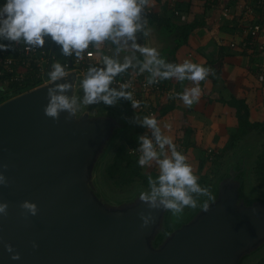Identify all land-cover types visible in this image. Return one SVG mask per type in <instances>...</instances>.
I'll return each instance as SVG.
<instances>
[{
    "label": "water",
    "instance_id": "obj_1",
    "mask_svg": "<svg viewBox=\"0 0 264 264\" xmlns=\"http://www.w3.org/2000/svg\"><path fill=\"white\" fill-rule=\"evenodd\" d=\"M147 29L146 48L162 57L167 42L150 22ZM65 81L78 104L71 120L66 112L58 121L45 115L51 81L0 105V172L10 181L0 185V203L9 205L8 216L0 215V264H249L264 254V194L250 183L258 141L238 144L212 176L215 201L198 199L208 200L207 212L151 210L139 200L149 190L138 184L113 199L103 170L140 125L117 104H80L77 72L56 83ZM25 200L37 205V215L25 218L19 207ZM142 211L155 217L146 228Z\"/></svg>",
    "mask_w": 264,
    "mask_h": 264
},
{
    "label": "clouds",
    "instance_id": "obj_2",
    "mask_svg": "<svg viewBox=\"0 0 264 264\" xmlns=\"http://www.w3.org/2000/svg\"><path fill=\"white\" fill-rule=\"evenodd\" d=\"M148 3L149 0H5L0 5V41L9 43H0V51H8L13 45L21 44L28 49L43 48L46 38H50L63 56L75 54L78 59H83V53L90 45L99 48L107 40L125 45L132 41L135 51L143 56L140 68L141 72L149 73L146 78L149 85L169 79L192 82L193 87L176 94L187 107H191L199 102L203 94L200 82L205 81L213 70L189 60L179 64L167 62L156 49L136 43L137 33L147 36L150 31L144 13ZM103 63L104 68H90L82 80L83 99L80 103L85 106L103 103L111 107L123 99L131 102L134 109L138 107L139 102L133 99L131 92L110 87L117 75L132 66L131 60L126 57L125 62L120 63L104 57ZM66 75L65 66L59 62H54L48 73L51 86L47 88L48 103L44 113L54 121L59 120L62 112L67 113L65 120H71L78 111L77 100L67 95L71 90L70 83H56ZM132 122L139 123L151 133L150 136L140 135L137 138V151L140 153L138 164L141 167L150 166L155 161L159 167V175L155 179L148 176L150 190L141 192L139 200L151 210L163 209L173 216H179L185 208L195 209L198 206L207 212L210 206L208 200L215 201V197L209 189L200 185L187 157L163 134L158 120L153 116H144L142 119L134 117ZM166 146L170 155L161 158ZM3 167L7 170L8 165ZM9 184V179L0 172V185L7 187ZM193 194L206 196L208 200L200 205ZM19 207L24 210L22 214L25 218L28 214L35 216L38 213L37 205L27 200ZM8 208L7 202L0 203V215L7 217ZM139 216L141 228L148 227L155 220L152 211L147 214L142 211ZM32 246L37 247L35 242ZM5 250L12 260L20 259V254L11 244H5Z\"/></svg>",
    "mask_w": 264,
    "mask_h": 264
},
{
    "label": "crops",
    "instance_id": "obj_3",
    "mask_svg": "<svg viewBox=\"0 0 264 264\" xmlns=\"http://www.w3.org/2000/svg\"><path fill=\"white\" fill-rule=\"evenodd\" d=\"M218 1L179 0L177 8H182H180L182 17L173 16L172 10L164 0L150 1L154 5L156 15H166L177 26L195 20H201L203 24L190 35L186 43H178L176 37L169 36L170 42H167L168 46L163 50L162 56L175 61V64L189 60L213 70L212 62L219 58L222 48L226 55L221 75L215 74L213 70L205 81L200 82L203 94L199 102L194 103L191 107H187L176 95L183 93L186 88L194 86L187 80L183 82L175 79L164 80L171 91V96L151 95L147 99L148 104L158 112L157 120L163 134L172 141L180 143L178 151L187 157V162L191 164L194 174L198 176L201 184L207 183V174L213 170L211 169L212 165L217 166L220 162V156L228 142L226 138H229V135L238 126L234 110L224 102L229 101L233 96L245 98L250 107L251 120L256 122L264 120V82L258 79L257 70L254 67L256 66L254 57L243 53L239 48H229L231 41L241 39L237 30L249 23V19H243L236 0H220L223 6L230 7V11L234 12L232 19L225 18L223 15L219 17L214 9L207 11V6H218ZM204 2H206L205 6H203ZM218 10L220 11L219 8ZM260 15L261 12L259 17ZM165 35L167 36L166 33ZM136 43L142 47L144 44L146 48V38L143 41L141 37L137 36ZM117 45L122 46L121 49L124 52L131 54L130 57L133 58L130 60L132 64H136V56L141 54L135 51L132 41H128L126 45L123 42ZM119 55L121 56V54ZM161 108L168 112L161 115L159 111ZM207 141H218L223 144L216 151L207 147L208 150L204 155L207 149L204 143ZM210 150H213L217 155L210 154ZM169 155V152L161 153V158ZM142 172L145 174L159 173L158 164L153 161L150 166L142 167Z\"/></svg>",
    "mask_w": 264,
    "mask_h": 264
},
{
    "label": "trees",
    "instance_id": "obj_4",
    "mask_svg": "<svg viewBox=\"0 0 264 264\" xmlns=\"http://www.w3.org/2000/svg\"><path fill=\"white\" fill-rule=\"evenodd\" d=\"M1 2H4L3 0H0ZM153 1V0H149ZM218 1V0H217ZM220 1V0H219ZM218 1V2H219ZM217 2V3H218ZM151 3V2H150ZM256 3V2H255ZM254 3V6L256 5ZM178 6V4H177ZM181 6V5H180ZM257 9V12L260 13V22L264 24V9H260L259 7L255 6ZM181 8V7H180ZM179 8V9H180ZM182 9V8H181ZM181 11V10H180ZM174 16V14H172ZM263 18V19H262ZM149 22L155 27L158 28V30L163 31L167 34V36L170 37H176V42L180 43H186L188 39L190 38V35L199 27H201L203 24L201 23V20H195L191 23H186L182 26H177L171 22L169 18L165 15H154L150 18ZM246 25L241 26L239 30V35L241 38L245 37V41L247 43L246 47L240 46L242 48L243 53L251 55L254 57V63L260 64L262 63V60L260 57L253 56L251 53H254L252 51L256 50V47L254 46L255 40L250 36V34H244V28ZM236 29V28H235ZM235 30V32H237ZM137 36L141 37L143 41L145 40L146 36L143 35V33H137ZM0 43H8L7 41H0ZM105 45H112V47L118 49L122 46H119L117 44L112 43L111 40H107L104 42ZM52 44L49 46L45 43L44 48L51 50V52L56 56L57 60L60 62H65L69 59H71L75 54H73L71 57H65L61 54L60 48L57 45ZM230 48V47H229ZM12 47L8 51H0L5 52V54L0 53V58H5L13 54ZM124 51L123 49H121ZM255 54V53H254ZM224 48H222V51L219 54V58L212 62V67L214 70V73L217 75H221L222 69L224 66ZM167 62L175 63L173 60H169L167 57L162 56ZM143 60L142 55L136 56V64H131L132 66L127 68L124 72L117 75L114 80H120V79H126L131 76L139 75L141 78H147L149 76V73L147 72L146 75H144L141 72L140 68V62ZM256 67V66H254ZM3 68L2 63L0 62V71ZM257 74H258V68L256 67ZM7 75V74H6ZM9 76H1L0 75V105L7 100L14 98L30 89H32L35 85L39 84L38 82H35V79L31 78L30 75H28V78L24 80L22 83H16L11 82L8 78ZM164 82V80H163ZM165 83V82H164ZM111 87V86H110ZM113 88V87H112ZM116 89V88H114ZM83 99V89L79 92V103ZM226 105L231 107L234 110L235 116L238 121V126L230 134L229 141L224 148L223 153L221 154L220 158H222L227 152L235 151L238 143L242 141L244 138L249 136L252 132L257 131L260 133H264V122H256L251 120V114H250V107L246 101L245 98H237L233 96L229 101L224 102ZM82 104V103H80ZM122 108H129L132 110V112L140 119H142L145 114L134 110L130 104L129 101L120 99L116 103ZM161 115H164L168 111L165 109L162 110L159 109ZM158 119V116H157ZM146 129L141 127L136 131L135 134L132 135L131 141L125 144L120 145L117 150L115 151V154L112 158V160L107 164L104 170V179L108 183L110 182V186L114 187L117 190L120 191H129L131 188H133L134 185L140 184L143 188L150 190L148 185V176H152L153 179H155L159 173L158 172H151L149 174H145L142 172V167L138 164V161L133 159L132 156L129 155L128 149L129 147H132L138 143V137L140 135H145ZM259 146V151L256 154L254 167L251 176H253L252 188L259 192L264 194V140L261 143L257 144V148ZM220 170V169H219ZM203 183V182H202ZM205 183V182H204ZM201 184L202 187H205L207 189L210 188L211 181H207L205 185ZM109 185V184H108ZM194 198L199 199L202 196H198L196 194H193ZM191 208H185L184 212H188ZM249 264H264V254L256 258L254 261L250 262Z\"/></svg>",
    "mask_w": 264,
    "mask_h": 264
},
{
    "label": "built area",
    "instance_id": "obj_5",
    "mask_svg": "<svg viewBox=\"0 0 264 264\" xmlns=\"http://www.w3.org/2000/svg\"><path fill=\"white\" fill-rule=\"evenodd\" d=\"M3 1L4 2L0 1V5H3L5 3V0ZM164 1L165 4L169 5V9L172 10V13L174 14L175 17H182V12L180 11V9L177 8V3L179 2V0H164ZM254 3L256 4L255 6L259 7L260 9H264V0H236V5L240 10V14H242L243 19L244 20L249 19L248 20L249 23H247L246 27L244 28L245 29L244 34L247 33L250 34L253 40H255V42L257 41L256 43H254L256 50L252 51L255 54L254 53L251 54L253 56L260 57L262 60V63L256 64V67L258 68V76L260 81L264 82V24L260 22L259 13L257 12ZM219 4H221L220 1L218 2V5ZM228 8L230 7L224 5V9L227 12H229ZM144 13L149 22L150 18L156 14L154 5L149 2L146 8L144 9ZM224 17L226 18V16ZM244 38L245 37L241 38L240 42H235V43L233 42L229 44V47L231 49H237L240 46H242V48L246 47L247 43ZM46 44H48L49 46L52 44V47L54 45V43L51 42L50 38H46ZM242 48L240 49L243 50ZM12 49H13L12 50L13 54H11L8 57H5L4 59L0 58V62L2 63L3 66V68L0 71V75L1 76L8 75L10 81L16 83L24 82V80L28 78V75H30L31 78L35 79L36 83L40 82L30 90H33L39 86L45 85L50 82L48 73L52 70V64L54 62H59L62 65H64L67 73L73 71L77 72L82 82V80L85 78L90 68L101 69L105 67L103 63V59L104 57H110V53L112 51L110 45H105V43H103L99 48L90 45L89 48L85 50V52L83 53V59H78L74 55L71 59L65 62H60L59 60H57L56 56L51 52V50L46 49L44 47L28 49L26 48V46L21 44V45H13ZM0 53L5 54V52H0ZM89 53H92V55L89 56ZM126 85H130V87H125ZM110 86L116 88L117 90H125L131 92L133 95V99L135 101H138L139 105L134 109L131 105V102H129L130 106L134 110L139 111L145 114L146 116H153L156 119L158 112L154 107L148 104L147 101L148 96L151 95L171 96V91H169L167 85L163 82V80L160 81L158 84L149 85L147 83V79L141 78L140 74L131 76L123 80L122 79L114 80ZM145 135L150 136L151 135L150 131L146 129ZM173 144L176 146V149L179 150V145L174 142ZM138 147L139 144L137 143L136 145L129 147L128 149L129 155L132 156V158L137 161L140 155V153L137 151ZM157 151L161 152L160 149H157ZM166 152L170 153V150L168 149L167 146L161 153H166ZM211 152L212 150H210V153Z\"/></svg>",
    "mask_w": 264,
    "mask_h": 264
},
{
    "label": "rangeland",
    "instance_id": "obj_6",
    "mask_svg": "<svg viewBox=\"0 0 264 264\" xmlns=\"http://www.w3.org/2000/svg\"><path fill=\"white\" fill-rule=\"evenodd\" d=\"M205 4H206V2H204L203 3V6H205ZM208 7V10L207 11H211L212 9H214V11H215V13H217L218 15H219V17H221V15H224V16H226L227 18H230V19H232V14H234V12L232 11H230V8H228L229 9V12H227L225 9H224V6L223 5H221V4H219L218 6H215V5H213V6H207ZM218 8L220 9V11L218 10ZM218 22V21H217ZM157 30H158V28H156ZM159 31V33L162 35V37L164 38V40L166 41V42H170V38H169V36H166L165 35V33L163 32V31H160V30H158ZM241 40V39H240ZM240 40L239 41H236V40H234V41H231V43H235V42H240ZM113 43V42H112ZM230 43V44H231ZM110 47H111V45H110ZM143 47H144V44H143ZM113 49H114V52L112 53V51H113ZM111 53H110V57L112 58V59H115V60H117L118 62H120V63H124L125 62V58L127 57L128 59H131V58H133V57H130L131 56V54H128L127 52H124V51H122L120 48H118V49H116V48H114V47H112L111 48ZM112 54V55H111ZM119 54H121V56L119 55ZM117 58H120V59H117ZM135 62H136V59H135ZM131 64H132V62H131ZM258 79H259V76H258ZM260 80V79H259ZM125 109H129V108H125ZM130 111H131V116L133 115H135L133 112H132V110L130 109ZM136 116V115H135ZM137 117V116H136ZM138 118V117H137ZM260 121V120H259ZM260 122H264V120L263 121H260ZM140 128V126L137 128V130ZM179 129H181V128H179ZM174 135V134H173ZM174 137V136H173ZM229 137H230V135H229ZM249 137H251V139L252 138H254V140L255 141H258V143H261L263 140H264V133H260V132H257V131H254V132H252L251 134H250V136H247L246 138H244L242 141H240V143L241 142H243L244 140H246L247 138H249ZM217 138V137H216ZM228 141H229V138H226ZM226 140V141H227ZM254 140L252 141V142H254ZM172 142H174V141H172ZM178 142V141H177ZM177 142H174V143H176V144H179L180 145V143H177ZM125 143H127V142H124V143H122V144H125ZM228 143V142H227ZM240 143H238V144H240ZM121 144V145H122ZM205 144V146H206V148L207 147H211V148H213V149H215V151L218 149V147H220V145H222L223 143H220V142H218V141H216V142H205L204 143ZM207 150H208V148L205 150V152H204V155H206V152H207ZM259 151V146H258V148L256 149V154H257V152ZM234 151H231V152H227L221 159H220V162H218V165L217 166H213L212 165V168L211 169H213L212 171H211V173H208L207 174V180L209 181H211V178H212V176H214L218 171H219V169H221L223 166H224V164L225 163H227L228 161H229V159H230V157L232 156V153H233ZM213 153H215L213 150H212V152L210 153V154H212L213 155ZM234 154V153H233ZM217 155V153H215V156ZM220 156V155H219ZM222 156V155H221ZM255 158H256V156H254L253 157V162H252V167H251V169H250V183H251V181H253V176H251V174H252V171H253V167H254V162H255ZM219 159V158H218ZM112 160V159H111ZM217 161V160H216ZM108 164V163H107ZM107 164H106V166H107ZM264 165V164H263ZM105 166V167H106ZM264 167V166H263ZM104 170H105V168H104ZM104 170H103V174H102V177H103V181L104 182H106L105 181V179H104ZM107 184H109V185H107ZM111 184H110V182L108 181V183L106 182V183H104V188H105V190H106V192L108 193V195L111 197V198H113V199H118V197L120 198V197H122V196H124V194H126V193H128V191H120V190H117V189H115L114 187H112V186H110ZM138 185H140V184H138ZM141 186V185H140ZM134 187V186H133ZM251 187H252V183H251ZM132 189V188H131ZM130 189V190H131ZM253 189V188H252ZM129 190V191H130ZM254 190V189H253ZM255 191V190H254ZM257 192V191H256ZM259 193V192H258ZM183 213H186V212H183ZM182 213V214H183ZM255 260V259H254Z\"/></svg>",
    "mask_w": 264,
    "mask_h": 264
}]
</instances>
